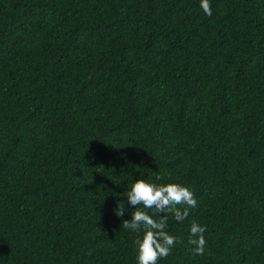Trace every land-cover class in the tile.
Returning a JSON list of instances; mask_svg holds the SVG:
<instances>
[{
	"label": "trees",
	"instance_id": "1",
	"mask_svg": "<svg viewBox=\"0 0 264 264\" xmlns=\"http://www.w3.org/2000/svg\"><path fill=\"white\" fill-rule=\"evenodd\" d=\"M210 3L0 0V264H137V178L198 202L158 264H264V0Z\"/></svg>",
	"mask_w": 264,
	"mask_h": 264
},
{
	"label": "clouds",
	"instance_id": "2",
	"mask_svg": "<svg viewBox=\"0 0 264 264\" xmlns=\"http://www.w3.org/2000/svg\"><path fill=\"white\" fill-rule=\"evenodd\" d=\"M200 7L205 15H212L210 0H200ZM161 180L163 177L157 175L156 181ZM125 196L134 210L131 219L122 220V226L137 234L132 242L137 264H158L160 259L171 255L174 246L180 242L178 236L167 230L169 217L184 223L191 210L198 206L195 195L189 186L177 182L156 183L137 178L131 181ZM125 211L123 202L118 201L114 214L120 217ZM188 231V242L194 246L193 252L204 255L206 226L193 219Z\"/></svg>",
	"mask_w": 264,
	"mask_h": 264
}]
</instances>
